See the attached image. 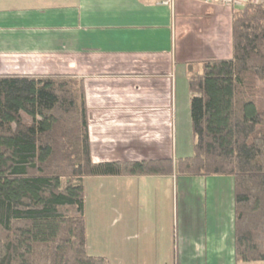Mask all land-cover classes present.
I'll return each instance as SVG.
<instances>
[{"label": "crops", "instance_id": "crops-1", "mask_svg": "<svg viewBox=\"0 0 264 264\" xmlns=\"http://www.w3.org/2000/svg\"><path fill=\"white\" fill-rule=\"evenodd\" d=\"M162 2L0 0V75L81 80L94 163L190 157L176 147L178 100L190 97L201 63L231 59V10ZM198 178L84 179L86 253L109 264H174L176 220L181 264H256L235 260L232 178Z\"/></svg>", "mask_w": 264, "mask_h": 264}, {"label": "trees", "instance_id": "trees-1", "mask_svg": "<svg viewBox=\"0 0 264 264\" xmlns=\"http://www.w3.org/2000/svg\"><path fill=\"white\" fill-rule=\"evenodd\" d=\"M231 44L190 72L193 153L174 161L94 163L81 80L0 75V264H109L86 253L84 179L173 173L231 177L235 260L264 263V5L231 11Z\"/></svg>", "mask_w": 264, "mask_h": 264}, {"label": "rangeland", "instance_id": "rangeland-1", "mask_svg": "<svg viewBox=\"0 0 264 264\" xmlns=\"http://www.w3.org/2000/svg\"><path fill=\"white\" fill-rule=\"evenodd\" d=\"M192 72L199 73V72H197V70H193ZM189 100H190V97H186L185 103L182 102V99L178 100L179 104H178V123H177V132H176V147H177L178 151L182 147L185 149H188L190 151V153L192 154L193 153V151H192L193 146L191 147V143H192L193 138H192L191 129H190ZM261 100L264 101L263 95L261 97ZM183 112H185V114H183ZM184 118L187 119V123H184ZM140 180H143V181H133V184L135 185V187L144 186L143 184H144V182H146L145 179H140ZM198 180H203V179L198 178ZM203 182L204 181H200V184H202ZM85 184L89 185V183H85ZM200 186H204V185H200ZM216 192L217 191H214V194H213V201L215 204L214 210L218 209V208H216V205L218 202V197H220V194H217ZM176 202H177V200L175 197L174 198V205ZM166 226H167V224H166ZM171 237L173 238V241L175 242V248H174V254H173L174 260L172 257L171 258L172 262L174 261V264H181L180 255L177 256L180 253L179 248H178V244H177V242L180 240V227H179L178 221H176V220H174L173 228L171 229ZM146 261H148V260H146ZM154 262H155V259H154ZM256 264H264V263H256Z\"/></svg>", "mask_w": 264, "mask_h": 264}, {"label": "built area", "instance_id": "built-area-1", "mask_svg": "<svg viewBox=\"0 0 264 264\" xmlns=\"http://www.w3.org/2000/svg\"><path fill=\"white\" fill-rule=\"evenodd\" d=\"M206 3L218 4L226 9L235 10L241 9L245 4H261L264 5V0H205ZM164 5L173 6L174 0H163Z\"/></svg>", "mask_w": 264, "mask_h": 264}]
</instances>
